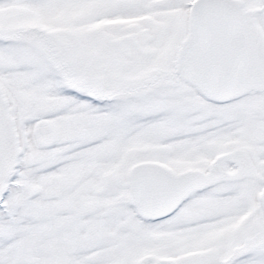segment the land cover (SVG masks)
I'll list each match as a JSON object with an SVG mask.
<instances>
[{
	"label": "snow or ice",
	"instance_id": "obj_1",
	"mask_svg": "<svg viewBox=\"0 0 264 264\" xmlns=\"http://www.w3.org/2000/svg\"><path fill=\"white\" fill-rule=\"evenodd\" d=\"M0 264H264V0H0Z\"/></svg>",
	"mask_w": 264,
	"mask_h": 264
}]
</instances>
